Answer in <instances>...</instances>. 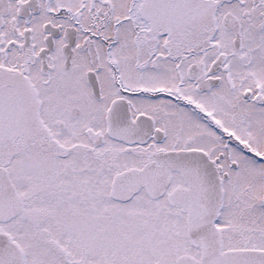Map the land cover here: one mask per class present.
Returning a JSON list of instances; mask_svg holds the SVG:
<instances>
[{"label":"snow or ice","instance_id":"obj_1","mask_svg":"<svg viewBox=\"0 0 264 264\" xmlns=\"http://www.w3.org/2000/svg\"><path fill=\"white\" fill-rule=\"evenodd\" d=\"M0 264H264V0H0Z\"/></svg>","mask_w":264,"mask_h":264}]
</instances>
